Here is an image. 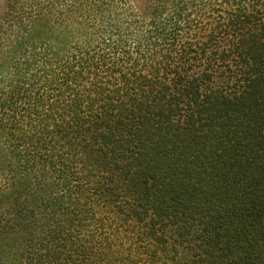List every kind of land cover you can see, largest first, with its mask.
Wrapping results in <instances>:
<instances>
[{
	"label": "trees",
	"instance_id": "trees-1",
	"mask_svg": "<svg viewBox=\"0 0 264 264\" xmlns=\"http://www.w3.org/2000/svg\"><path fill=\"white\" fill-rule=\"evenodd\" d=\"M0 264H264V0H6Z\"/></svg>",
	"mask_w": 264,
	"mask_h": 264
},
{
	"label": "rangeland",
	"instance_id": "rangeland-1",
	"mask_svg": "<svg viewBox=\"0 0 264 264\" xmlns=\"http://www.w3.org/2000/svg\"><path fill=\"white\" fill-rule=\"evenodd\" d=\"M126 3L135 4L140 7L145 3V0H123ZM6 0H0V15L4 10ZM98 23L96 24L97 30ZM96 137L92 134L86 143L78 146V155L83 158L89 165H92L108 173H116L115 180L111 184V188L114 191H120L126 197H133L136 194L142 192V185L139 183V176L137 174H131L129 176H123L120 172L116 171L110 166L99 154L96 148Z\"/></svg>",
	"mask_w": 264,
	"mask_h": 264
}]
</instances>
